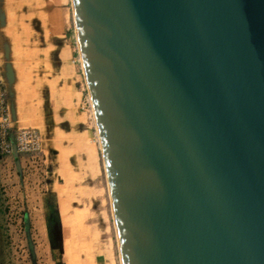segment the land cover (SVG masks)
Returning <instances> with one entry per match:
<instances>
[{
  "label": "water",
  "instance_id": "95a60500",
  "mask_svg": "<svg viewBox=\"0 0 264 264\" xmlns=\"http://www.w3.org/2000/svg\"><path fill=\"white\" fill-rule=\"evenodd\" d=\"M122 264H264V0H73Z\"/></svg>",
  "mask_w": 264,
  "mask_h": 264
},
{
  "label": "rangeland",
  "instance_id": "374dc122",
  "mask_svg": "<svg viewBox=\"0 0 264 264\" xmlns=\"http://www.w3.org/2000/svg\"><path fill=\"white\" fill-rule=\"evenodd\" d=\"M12 5L18 10L9 9L12 12L7 22L20 17V25L14 27V35L24 30L26 35L31 31L35 35L34 46L41 49L43 54H40V58L45 65L60 63L62 97H70L68 87L70 83L74 86V82L83 92L82 105L87 113L89 137L98 151L102 172L98 179L90 181L88 177L67 175L71 181L81 183L74 185L79 188L64 199L61 206L62 220L56 204L47 202L54 215L49 216L48 232L45 233L39 229L38 218L40 208L44 205L41 184L46 172L36 168L25 155L0 156V264H47L52 261V255L60 258L59 252L62 253L63 248L66 264H122L95 113L89 102L90 93L82 72L73 0H20V3L14 2ZM25 41L24 47L29 40ZM48 75L47 72L44 75L45 85ZM51 156L54 163L58 164L59 160L56 159L59 154L53 152ZM62 159L65 163L66 158ZM63 163L60 161V164ZM88 193H91L89 198Z\"/></svg>",
  "mask_w": 264,
  "mask_h": 264
},
{
  "label": "crops",
  "instance_id": "0c3cea01",
  "mask_svg": "<svg viewBox=\"0 0 264 264\" xmlns=\"http://www.w3.org/2000/svg\"><path fill=\"white\" fill-rule=\"evenodd\" d=\"M11 2L0 0L1 75L7 86L8 110L12 125L15 128L36 126L41 133L46 175L41 184L44 205L40 208L38 226L46 233L48 219H51L49 216L54 215L52 207L47 202L51 201V205L56 204L62 220L61 206L64 199L79 188L74 185L81 183L71 181L67 175L88 177L90 181L98 179L102 169L96 146L89 137L87 113L82 105L83 92L74 82V86L70 83L68 87L70 97H62L60 63L45 65L40 58V54H43L41 49L34 46L35 35L31 31L26 35L24 34L26 30L14 35V27L18 28L20 25V17L12 18L9 23L7 21L11 17V12L18 10V7L12 4L20 3V0ZM31 24H34L33 21ZM25 40H29L26 47L23 46L26 44ZM46 72L49 73L47 86L44 84ZM82 72L85 78L84 70ZM53 152L59 154L56 159L59 160L58 164L54 163L55 160L51 156ZM62 158H66L65 163ZM60 161L63 164H60ZM90 194L88 193V198ZM59 254L60 258L52 255V261H46L47 264H58L62 261L66 264L64 248Z\"/></svg>",
  "mask_w": 264,
  "mask_h": 264
},
{
  "label": "built area",
  "instance_id": "2783aa9c",
  "mask_svg": "<svg viewBox=\"0 0 264 264\" xmlns=\"http://www.w3.org/2000/svg\"><path fill=\"white\" fill-rule=\"evenodd\" d=\"M89 102L93 109L92 101ZM10 154L25 155L36 168L45 171L40 131L34 127L15 128L12 125L8 110V92L2 80L0 65V156Z\"/></svg>",
  "mask_w": 264,
  "mask_h": 264
},
{
  "label": "bare ground",
  "instance_id": "6f19581e",
  "mask_svg": "<svg viewBox=\"0 0 264 264\" xmlns=\"http://www.w3.org/2000/svg\"><path fill=\"white\" fill-rule=\"evenodd\" d=\"M75 22V20H74ZM76 29V28H75ZM75 33H76V36H77V31L75 30ZM77 39H78V36H77ZM87 83V81H86ZM87 86H88V83H87ZM88 89H89V86H88ZM90 98H91V95H90ZM91 101H92V98H91ZM94 110V109H93ZM97 125V123H96ZM97 130H98V127H97ZM98 135H99V140H100V145H101V148H102V142H101V137H100V133H99V130H98ZM116 221V220H115Z\"/></svg>",
  "mask_w": 264,
  "mask_h": 264
},
{
  "label": "trees",
  "instance_id": "16d2710c",
  "mask_svg": "<svg viewBox=\"0 0 264 264\" xmlns=\"http://www.w3.org/2000/svg\"><path fill=\"white\" fill-rule=\"evenodd\" d=\"M58 264H64L63 261L62 262H58Z\"/></svg>",
  "mask_w": 264,
  "mask_h": 264
}]
</instances>
